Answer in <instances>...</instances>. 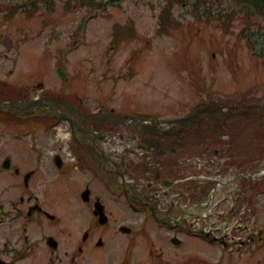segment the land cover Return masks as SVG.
Returning <instances> with one entry per match:
<instances>
[{
  "label": "rangeland",
  "instance_id": "obj_1",
  "mask_svg": "<svg viewBox=\"0 0 264 264\" xmlns=\"http://www.w3.org/2000/svg\"><path fill=\"white\" fill-rule=\"evenodd\" d=\"M29 1L0 0L2 98L11 99L22 92L24 85L34 87L41 81L51 89L77 92L88 101L85 92L93 105L112 102L126 114H156L161 109L183 111L198 102H206L210 95L221 103L237 101L248 111L243 115V128L238 134L232 133L226 140L213 143L207 153L200 151V146L180 147L170 160L176 166L177 158L183 155L184 188L196 198H201L202 192L211 186L201 185L198 178L204 165L211 164V157H219L222 164L230 161L238 163L242 169L251 168L256 174L243 176L241 184L245 189H264V15L248 12L241 0H189L188 3L182 0H96L102 4L94 9L85 1L81 5L82 0H37L34 3L37 8L28 12L25 6ZM195 3H199L203 11L205 4L210 5L213 13L196 15ZM13 5L17 9L7 17L13 11ZM163 8L170 10L172 23L164 30L159 28L158 20ZM232 8L237 15L231 14L235 17L227 28L223 18L227 19V11ZM219 9L217 16H212ZM88 15L96 17L90 18L84 27V16ZM128 20L133 22L136 34L111 50L109 43L114 23ZM130 28L119 27L116 35L129 33ZM57 68L64 69L66 81L62 80ZM129 68L133 71L129 72ZM30 126H35L37 140L47 148L44 173L49 176L45 174L43 179L65 178L58 190L66 196L59 198L57 194L49 193V207L64 210L78 195L81 201L78 192L89 177H82L75 170L70 174L55 175L49 161L55 151L65 154L61 150L62 128L49 131L38 123L30 125L0 115L1 202L8 205L19 196V188L9 174L14 165L2 172L1 164L9 152L20 160L29 158L28 153L17 154L15 151H29L26 146L30 140ZM126 130L132 131V128L121 125L114 132ZM163 161L166 165L165 156ZM31 166L27 162L23 170ZM174 169L166 166L167 175ZM260 198L264 202V196ZM111 200L106 199V209L117 220H123L124 204ZM79 210V214L72 215V220L90 219L87 208ZM87 224L85 222L84 227ZM10 233V227L4 228L0 240L12 237ZM36 235L40 241L34 257L30 256L21 264H44V258L38 263L36 259L46 255L47 244L41 234ZM163 236V240L153 236L148 245H154L153 250L157 251L162 244L165 254L172 256V264H208L211 260L206 258L211 249L205 240L190 237L175 250L168 240L170 235L163 232ZM70 243L71 239H66V244Z\"/></svg>",
  "mask_w": 264,
  "mask_h": 264
},
{
  "label": "flooded vegetation",
  "instance_id": "obj_2",
  "mask_svg": "<svg viewBox=\"0 0 264 264\" xmlns=\"http://www.w3.org/2000/svg\"><path fill=\"white\" fill-rule=\"evenodd\" d=\"M21 91L11 99L3 98L6 104L0 105V111L10 113L16 122L38 123L49 131L62 128L67 138L61 145L65 154L52 153V171L66 175L75 170L89 179L78 192L81 201L78 195L64 210L50 208L49 193L66 196L58 190L65 178L43 179L45 174L49 176L44 173L47 148L37 140L35 126H30L29 151H15L28 153L29 158L10 156L14 168L9 174L19 188V196L8 205L0 204V233L10 227L12 234L0 240V259L21 264L35 253L40 241L36 234H41L47 253L38 257L37 263L44 258V264H172V256L165 254L162 244L157 251L154 245H148L153 236L165 239L166 232L175 250L190 237L205 240L211 249L206 255L211 259L208 264H264V202L259 198L264 196V189L242 186L233 197L234 203L222 212L225 223L213 227L209 234L203 233L195 226L193 209L196 202L210 198L209 190H204L201 198L192 195L184 188L183 155L177 158L176 166L170 160L180 147L200 146V151H206L213 143L238 134L243 128V115L248 112L242 109L244 105L237 101L221 103L210 97L183 111L126 114L115 104L89 107L83 100L78 104L75 100L81 97L77 92L47 93L41 81L34 87L27 84ZM163 115L172 117L161 118ZM121 125L140 132L132 128L115 133ZM110 133L120 139H111ZM223 155L229 159L226 153ZM27 162L32 166L23 170ZM227 163L235 165L236 173H255L238 163ZM166 166L175 168L170 175ZM106 199L124 204L123 220L106 209ZM84 207L90 219L72 220V215ZM85 222L88 224L84 227ZM66 239L71 243L66 244Z\"/></svg>",
  "mask_w": 264,
  "mask_h": 264
},
{
  "label": "trees",
  "instance_id": "obj_3",
  "mask_svg": "<svg viewBox=\"0 0 264 264\" xmlns=\"http://www.w3.org/2000/svg\"><path fill=\"white\" fill-rule=\"evenodd\" d=\"M182 1H186V0H182ZM217 1H222V0H217ZM241 1L244 2L245 5H247L248 7L247 10L250 11L251 13H254L257 11L259 14L260 13L264 14V0H241ZM193 9H194V12H199V13L203 12V14H205L206 16L208 15V13L209 14L212 13V9L210 5L207 6L206 4H205L204 11L201 8L199 3H195ZM230 11L234 12L233 9H231ZM251 34L252 33L249 34L250 37H251Z\"/></svg>",
  "mask_w": 264,
  "mask_h": 264
},
{
  "label": "water",
  "instance_id": "obj_4",
  "mask_svg": "<svg viewBox=\"0 0 264 264\" xmlns=\"http://www.w3.org/2000/svg\"><path fill=\"white\" fill-rule=\"evenodd\" d=\"M3 168L9 169L10 165H9V159H7L4 163H3ZM1 264V262H0Z\"/></svg>",
  "mask_w": 264,
  "mask_h": 264
}]
</instances>
